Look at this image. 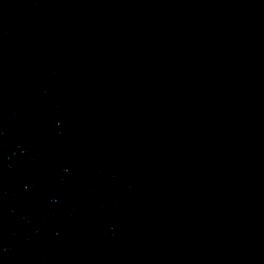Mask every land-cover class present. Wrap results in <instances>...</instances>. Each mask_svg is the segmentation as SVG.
<instances>
[{"label":"water","instance_id":"obj_1","mask_svg":"<svg viewBox=\"0 0 264 264\" xmlns=\"http://www.w3.org/2000/svg\"><path fill=\"white\" fill-rule=\"evenodd\" d=\"M0 264H264V0H0Z\"/></svg>","mask_w":264,"mask_h":264}]
</instances>
